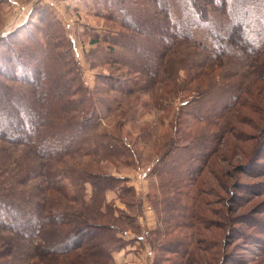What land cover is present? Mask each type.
<instances>
[{
    "label": "trees",
    "instance_id": "trees-1",
    "mask_svg": "<svg viewBox=\"0 0 264 264\" xmlns=\"http://www.w3.org/2000/svg\"><path fill=\"white\" fill-rule=\"evenodd\" d=\"M115 1L101 17L119 28L90 39L106 45L104 88L85 84L67 59L64 39L53 30L19 50L4 42L12 33L0 38V264H87V258L115 264L113 252L123 248L125 225L132 224L108 195L128 205L135 191L125 186L126 177L92 167L102 161L135 162L121 135L124 124L116 123L118 132L104 127L108 116L122 111V95L153 100L167 90L172 97L194 94L179 108L177 137L158 163V174L176 194L166 212L190 218L189 229L198 218L196 213L189 217L193 204L188 203L200 200L204 166L220 145H232L229 137L245 140L236 126L244 123L245 111L260 116L252 156H263L264 107L258 98L264 100V0ZM23 54L34 64L28 65ZM113 75L127 77L131 89L115 86ZM109 88L114 95L107 94ZM162 103L149 105L167 110ZM223 217L227 223L234 219L229 212ZM102 219L111 221L96 222ZM216 247L223 264L229 254L225 243ZM194 258L193 264H200Z\"/></svg>",
    "mask_w": 264,
    "mask_h": 264
},
{
    "label": "rangeland",
    "instance_id": "rangeland-1",
    "mask_svg": "<svg viewBox=\"0 0 264 264\" xmlns=\"http://www.w3.org/2000/svg\"><path fill=\"white\" fill-rule=\"evenodd\" d=\"M18 2L21 3L20 8L15 6L0 8L1 15L6 11L16 15L19 12L28 14L19 17L23 18L22 23L17 19L14 25L18 23L20 27L15 26V30H12L14 34L12 32L4 42H10L18 50L20 45L30 48L33 38L39 41L44 34L49 35V30H53L64 39L63 50H69L67 59L74 61L72 66H77L85 84L91 89L104 88L102 82L108 76V68L103 60L107 52L106 45L91 44L90 39L94 35L102 36L113 28H119L115 23L101 17L107 14L109 7L117 4V1L18 0ZM29 4L33 5L27 13L23 10ZM37 7L40 9H36ZM36 11L39 13L35 14ZM1 48L6 47L3 45ZM95 50H99L100 54L96 56ZM23 58L28 65L34 64L29 55L23 54ZM179 73L178 85L182 84L184 78V71L181 70ZM117 77L113 75L111 78ZM114 85L122 89H131L127 77L117 78ZM107 94L114 95V91L110 89ZM166 94L153 95V100L149 96L122 95L124 103L122 111L118 110L115 115L104 120V127L111 131L118 132L114 127L117 126L116 123L124 124L121 135L131 146L135 160L134 164L131 163L129 166L102 161L98 163L99 166L92 167L94 172H107L126 177L128 182L125 186L133 187L135 191V197L128 201L129 207L124 201L116 198L115 194L108 195V200L115 201L112 205L116 207L113 208L123 211L131 219L129 224H132L125 225L124 229L128 231L123 238L125 243L123 248L113 252L115 264H193L194 257L200 264H221V249L216 246L222 243H225L226 255L229 253L232 257L230 262L228 254L223 264H264V168L260 166L264 164V152L258 160L252 156V151L257 147L259 127L262 126L260 116L245 111L244 123L236 124L244 135L242 137H246L245 140L235 141L229 137L232 145L230 147L220 145V152L214 155L212 163L204 166L202 181L204 180L206 185L202 189L200 200L195 203L196 200L190 199L188 203L193 204L189 207L191 211L189 217L196 213L198 218L194 228L189 229L187 224L190 218H179L177 211L172 210L171 214L166 212L171 210L165 205L168 202L173 204L176 194L169 190L165 178L158 174L160 166L158 163L167 152L168 142L177 137L174 123L178 120L179 108L187 100L192 99L194 94L178 93L174 95L175 97ZM262 100L258 98L264 107ZM151 102H154V107L156 103L161 102L163 105L167 103L169 107L165 111L151 109ZM145 105L149 106L145 108ZM159 117L164 119L162 126L159 124ZM155 128H158L157 134L154 133ZM180 128L182 126H179V130ZM262 137L264 138L263 133ZM197 165L199 167L201 164ZM189 188L192 189V185ZM90 196L91 186L87 184L85 200H89ZM177 196L181 198L180 195ZM182 202L184 206L187 203L185 199ZM224 212H229L234 218L230 223L224 219ZM169 215L174 220H170ZM108 221L111 220L102 219L96 222L105 224ZM181 245L186 247L185 252H182ZM123 249L124 253L118 257L116 253H121ZM84 261L87 264H96L91 258Z\"/></svg>",
    "mask_w": 264,
    "mask_h": 264
},
{
    "label": "crops",
    "instance_id": "crops-1",
    "mask_svg": "<svg viewBox=\"0 0 264 264\" xmlns=\"http://www.w3.org/2000/svg\"><path fill=\"white\" fill-rule=\"evenodd\" d=\"M21 3L20 2H18V0H0V8L2 9V8H7V7H9V6H11V8H13V6H15V7H21V5H20ZM32 5L33 4H29V5H27V6H25L24 7V10L23 11H26L27 13H29V11L31 10V8H32ZM17 13H18V11H17ZM2 13H0V36L2 37H4L5 35H7V34H10V33H12L13 31V29L15 28V26H17L18 25V23L16 24V25H14V23L17 21V19L18 20H20V22L23 20V18L22 19H20L19 17H21V15H22V17H25V16H27L28 14H26V13H23V12H19L17 15L16 14H14L13 12L12 13H10V12H7L6 11V13L5 14H3V15H1ZM22 23V22H21ZM20 23V24H21ZM26 23V22H25ZM25 23H23V25L25 24ZM19 26V25H18ZM20 27V26H19ZM18 28V27H17ZM15 30V29H14ZM122 253H124V249L122 250V252L121 253H116L117 255H119L118 257H120L121 256V254ZM114 255V254H113ZM118 257H116L115 256V258L116 259H118ZM122 261H124L125 262V260H122Z\"/></svg>",
    "mask_w": 264,
    "mask_h": 264
}]
</instances>
